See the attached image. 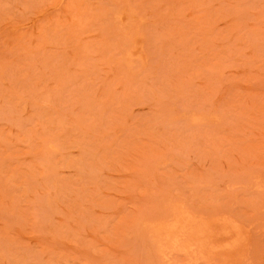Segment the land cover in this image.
<instances>
[{
  "label": "rangeland",
  "instance_id": "rangeland-1",
  "mask_svg": "<svg viewBox=\"0 0 264 264\" xmlns=\"http://www.w3.org/2000/svg\"><path fill=\"white\" fill-rule=\"evenodd\" d=\"M0 264H264V0H0Z\"/></svg>",
  "mask_w": 264,
  "mask_h": 264
}]
</instances>
